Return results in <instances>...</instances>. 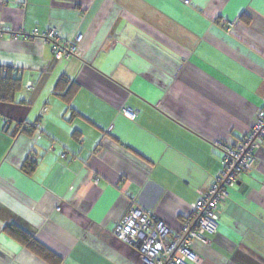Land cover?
<instances>
[{
    "label": "crops",
    "instance_id": "crops-1",
    "mask_svg": "<svg viewBox=\"0 0 264 264\" xmlns=\"http://www.w3.org/2000/svg\"><path fill=\"white\" fill-rule=\"evenodd\" d=\"M53 28L80 56L33 36ZM0 71L19 80L0 102V264H56L8 229L57 264H144L122 217L179 232L223 168L215 143L264 109V0H0ZM218 214L202 264H264V140Z\"/></svg>",
    "mask_w": 264,
    "mask_h": 264
},
{
    "label": "built area",
    "instance_id": "built-area-1",
    "mask_svg": "<svg viewBox=\"0 0 264 264\" xmlns=\"http://www.w3.org/2000/svg\"><path fill=\"white\" fill-rule=\"evenodd\" d=\"M52 45L56 59L80 56L79 35L74 44L62 41L58 30L47 33L33 32ZM31 85V84H29ZM131 119L137 112L124 109ZM264 140V109L259 111L250 132L237 144L215 143L223 153L222 170L214 178L206 191L199 192V200L193 206V213L182 222L179 232L172 233L169 227L158 221L150 211L132 207L116 225L114 234L122 242L138 249L144 264H202L197 252V244H209L207 235H216L219 226V205L229 196L242 173L252 170L257 162V152Z\"/></svg>",
    "mask_w": 264,
    "mask_h": 264
},
{
    "label": "trees",
    "instance_id": "trees-1",
    "mask_svg": "<svg viewBox=\"0 0 264 264\" xmlns=\"http://www.w3.org/2000/svg\"><path fill=\"white\" fill-rule=\"evenodd\" d=\"M18 88V79L14 78L10 73L4 75L0 71V102L13 101L14 93ZM35 163L36 162H31L29 164L30 168L34 167ZM8 231L20 240L29 250L39 255L44 260L48 262H55L57 264L58 259L34 238L26 234H22L17 229H8Z\"/></svg>",
    "mask_w": 264,
    "mask_h": 264
}]
</instances>
